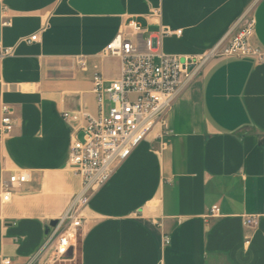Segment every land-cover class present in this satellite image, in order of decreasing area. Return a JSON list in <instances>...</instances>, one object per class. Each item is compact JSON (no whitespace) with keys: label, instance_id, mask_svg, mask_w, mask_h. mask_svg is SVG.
<instances>
[{"label":"crops","instance_id":"1","mask_svg":"<svg viewBox=\"0 0 264 264\" xmlns=\"http://www.w3.org/2000/svg\"><path fill=\"white\" fill-rule=\"evenodd\" d=\"M248 11L264 53V0H0V44L13 47L0 57V124L3 103L15 118L0 137V186L30 175L9 200L0 189V264H49L46 228L82 183L62 112H97L92 78L118 76L120 59L102 55L116 33L132 19L143 35L180 29L162 37L163 51L203 54ZM263 210L264 56L213 58L90 198L80 261L264 264V216L242 221Z\"/></svg>","mask_w":264,"mask_h":264},{"label":"built area","instance_id":"2","mask_svg":"<svg viewBox=\"0 0 264 264\" xmlns=\"http://www.w3.org/2000/svg\"><path fill=\"white\" fill-rule=\"evenodd\" d=\"M10 24V20H4ZM145 29L134 19L106 44L103 56L120 59L118 76L107 80L100 70L92 78V89L97 97L98 110H64L62 116L70 126L69 162L82 179L79 191L74 193L66 210L50 228L47 242L54 245L49 264L68 257L74 246L77 230L82 227L84 208L92 195L112 176L116 167L126 159L158 123H163L165 114L179 93L198 76L206 63L213 58L252 55L263 58L262 49L252 42L255 19L248 12L243 14L226 34L203 54H169L161 47V39L181 30L161 28L158 34L143 35ZM27 42L39 40V32L24 38ZM12 46L0 44V57L10 55ZM204 67V68H203ZM0 137L14 128V111L7 103L1 106ZM83 131V138L79 131ZM26 171L10 174L1 182L3 200H9L13 188L29 179ZM220 212L213 204L209 215ZM261 213H244L245 226H256ZM165 242L169 237L165 236ZM4 264H12L9 257ZM158 264H161L158 263Z\"/></svg>","mask_w":264,"mask_h":264},{"label":"rangeland","instance_id":"3","mask_svg":"<svg viewBox=\"0 0 264 264\" xmlns=\"http://www.w3.org/2000/svg\"><path fill=\"white\" fill-rule=\"evenodd\" d=\"M206 65H207V63L205 64V66ZM80 239H81V227L77 230V237L75 240L76 251L73 253L72 256H68L65 259L56 261L55 264H81L80 251H79Z\"/></svg>","mask_w":264,"mask_h":264},{"label":"water","instance_id":"4","mask_svg":"<svg viewBox=\"0 0 264 264\" xmlns=\"http://www.w3.org/2000/svg\"><path fill=\"white\" fill-rule=\"evenodd\" d=\"M57 221H58V220H57V218H56V219H52V220L49 222V225L47 226L46 231H45L46 234H48V233L50 232V228H51V226L55 225V224L57 223ZM72 254H73V248L70 247L69 250H68V256H72Z\"/></svg>","mask_w":264,"mask_h":264}]
</instances>
